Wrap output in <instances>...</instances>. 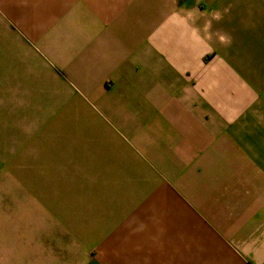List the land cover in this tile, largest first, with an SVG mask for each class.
I'll return each instance as SVG.
<instances>
[{
    "label": "crops",
    "instance_id": "0c3cea01",
    "mask_svg": "<svg viewBox=\"0 0 264 264\" xmlns=\"http://www.w3.org/2000/svg\"><path fill=\"white\" fill-rule=\"evenodd\" d=\"M4 2L105 118L94 128L95 165L72 157L70 168L127 193L165 177L186 206L226 226L215 230L237 252L233 264H264V96L240 80L231 51L206 64L209 44L175 0Z\"/></svg>",
    "mask_w": 264,
    "mask_h": 264
},
{
    "label": "rangeland",
    "instance_id": "374dc122",
    "mask_svg": "<svg viewBox=\"0 0 264 264\" xmlns=\"http://www.w3.org/2000/svg\"><path fill=\"white\" fill-rule=\"evenodd\" d=\"M175 6L198 22V41L209 44L203 61L231 51L224 55L240 64V80L264 96V0H175ZM11 12L0 5V264L239 259L230 253L232 243L218 238L224 232L215 229L226 226L209 224L211 209L186 206L185 195L165 177L127 193L95 170L70 168L77 160L95 165L94 128L105 118L65 66L20 32ZM118 188L124 191L114 192Z\"/></svg>",
    "mask_w": 264,
    "mask_h": 264
}]
</instances>
